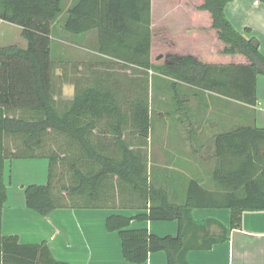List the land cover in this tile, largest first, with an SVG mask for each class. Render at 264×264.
Instances as JSON below:
<instances>
[{"label": "trees", "instance_id": "16d2710c", "mask_svg": "<svg viewBox=\"0 0 264 264\" xmlns=\"http://www.w3.org/2000/svg\"><path fill=\"white\" fill-rule=\"evenodd\" d=\"M231 1L200 0L199 10L209 13L211 29L223 44L222 54L240 55L246 64H207L195 56L177 53H168L159 60L158 55H152L156 40L150 31L149 0H78L67 9L62 28L73 35L96 31L97 52L123 65L255 106L256 78L264 70V57L251 46L254 38L250 30L239 33L226 18L224 8ZM260 1L264 4V0ZM64 12L62 0H0V23L21 28V37L27 43L24 50L0 47V264H66L54 258L46 242L23 244L16 235L2 234V210L7 200L3 172L7 160H48L47 184L30 185L24 190L26 208L42 217L57 209L109 208L111 178L116 177L118 186L127 184L135 194V205L147 213L133 218L111 215L105 227L108 232H118L123 259L132 264H142L148 254L160 251L166 254L167 264H187L189 251L210 249L223 242L225 237L204 239L198 244L195 234L205 225L193 221V209H228L231 229L240 228L244 211H264V129L247 127L217 138L216 145L222 139L239 160L234 172L237 181L230 193L223 198L192 180L184 201L176 204L151 183L143 157L122 138L128 122L112 92L76 88L73 100L60 112L53 100L50 34ZM130 113L132 130L141 139L147 138L148 105L136 102ZM102 120L107 121V131L114 137L117 156L106 153L102 149L105 145H95L90 140L93 132L101 131L98 124ZM50 133L75 142L84 159L59 158L56 152L39 153ZM10 138L19 140L14 150L6 145ZM64 172L68 182L63 179ZM101 197L106 198V205L101 204ZM132 220L177 221L178 234L160 238L146 230H129Z\"/></svg>", "mask_w": 264, "mask_h": 264}, {"label": "crops", "instance_id": "0c3cea01", "mask_svg": "<svg viewBox=\"0 0 264 264\" xmlns=\"http://www.w3.org/2000/svg\"><path fill=\"white\" fill-rule=\"evenodd\" d=\"M77 1L62 0L65 7L63 20L61 15L50 34V56L55 75L60 72L68 75L62 87L52 86L56 108L63 112L73 100L76 88L112 92L111 87L105 85L109 81L108 73L122 76L121 94L128 105L136 102L148 105L152 89L159 101L157 118L162 127L157 132V143L154 144L151 138V125L144 139L143 163L149 180L176 204L184 201L188 183L192 180L224 198L237 181L234 172L239 160L222 144V139L218 145L216 140L247 127L264 129V70L261 68L262 72L256 78L255 106L152 71L141 72L142 99L133 101L135 98L130 99V96L134 76L129 75L136 73V68L98 53L96 31L73 35L63 30L66 11ZM149 4L150 31L156 40L152 55H158L159 60L168 53H177L195 56L207 64L247 63L240 55L222 54L223 44L211 29L209 13L199 10L200 0H149ZM224 13L239 33L250 30L264 57V4L260 0H233L226 4ZM5 24L9 29H18L21 37V28L6 22L0 23L1 37V28ZM9 46L24 50L27 43L21 37L19 42L0 47ZM55 88L61 90L57 95ZM148 110L150 122L149 106ZM127 117L130 119L131 113ZM48 169L49 162L44 158L5 161L3 179L7 200L2 210V234L16 235L23 244L46 242L54 258L66 264H132L123 259L118 232H108L105 227V221L111 215L133 218L147 213L135 205L136 197L130 187L127 184L118 186L113 177L107 198L111 207L57 209L50 216L42 217L26 208L24 190L30 185H46ZM101 200V204L106 205V198L101 197ZM191 217L197 225H205L195 234L198 244L208 238L225 237V240L210 249L189 251L187 264H264V211H244L238 229L230 228L228 209H193ZM128 229L146 230L160 238L175 237L178 223L132 220ZM142 264H167L166 254L162 251L150 253Z\"/></svg>", "mask_w": 264, "mask_h": 264}, {"label": "rangeland", "instance_id": "374dc122", "mask_svg": "<svg viewBox=\"0 0 264 264\" xmlns=\"http://www.w3.org/2000/svg\"><path fill=\"white\" fill-rule=\"evenodd\" d=\"M63 20V15L61 17ZM8 25H3L1 28V35L2 37L0 38V46L4 44H11L15 42H19L20 34L18 29L15 27H7ZM7 27L8 29L6 30ZM6 30V34H5ZM5 34V35H4ZM126 66V65H125ZM52 83L56 87V85H59L62 87L63 83L66 81V78H68V75H64L62 72H60L59 75H55L54 72V66L52 67ZM136 73L130 74L129 76H134V82L132 85V91H131V96L130 99H134L133 101H140L142 99V74L143 70L140 69H135ZM109 81L105 82V85H108L111 87V91L115 94L116 98L118 99L119 102V107L121 110V113L124 117H126L128 114L131 112V105H128L126 103L127 99H124L125 97L122 96V90L120 89V84H121V79L122 76H114L113 74L109 75ZM101 77V76H100ZM99 77V78H100ZM101 81V80H100ZM137 82H140L139 84ZM103 84V83H102ZM138 84V85H137ZM119 85V86H118ZM102 86V85H100ZM140 88L137 91V88ZM104 88V87H103ZM57 92H61L55 88L54 93L57 95ZM148 106L150 108V125H151V138L153 139V143H157L158 140V131L162 127L161 122L157 118V114L159 112V101L155 98L154 92L151 89L150 91V96H149V101H148ZM128 122L127 126L124 129V132L122 134V138L125 139V142L134 150L135 153H138L140 156L144 157V139H141L138 137L137 133L134 132L131 128V125L129 124L130 119L129 117L125 118ZM106 120H102L99 124L98 127L100 128L101 131L96 130L95 132L92 133L90 140L93 144L99 145L98 143H101L102 145H105L102 149L111 155L117 156V147L114 142V137L112 134H110L107 130L108 127L106 126ZM7 147L10 150L16 149L20 143L18 139L15 138H10L6 142ZM57 153L59 158H64V156H72V157H79L80 160H83V153L82 151L77 147L75 142L70 140L69 138L57 134V133H50L46 138L43 143V148H41L39 153L46 154V155H52L53 153ZM68 158V157H67ZM67 165H65L64 170H66ZM67 172V171H66ZM68 175L67 173L65 174L64 172V181L68 182ZM68 185V184H67ZM103 203V202H102Z\"/></svg>", "mask_w": 264, "mask_h": 264}, {"label": "water", "instance_id": "95a60500", "mask_svg": "<svg viewBox=\"0 0 264 264\" xmlns=\"http://www.w3.org/2000/svg\"><path fill=\"white\" fill-rule=\"evenodd\" d=\"M251 46H252L253 48L257 49V48H258V43H257V41H256V40H252V41H251Z\"/></svg>", "mask_w": 264, "mask_h": 264}, {"label": "built area", "instance_id": "2783aa9c", "mask_svg": "<svg viewBox=\"0 0 264 264\" xmlns=\"http://www.w3.org/2000/svg\"><path fill=\"white\" fill-rule=\"evenodd\" d=\"M255 4H257V2H255Z\"/></svg>", "mask_w": 264, "mask_h": 264}]
</instances>
